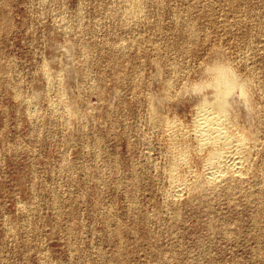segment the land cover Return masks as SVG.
<instances>
[{
	"label": "rangeland",
	"instance_id": "1",
	"mask_svg": "<svg viewBox=\"0 0 264 264\" xmlns=\"http://www.w3.org/2000/svg\"><path fill=\"white\" fill-rule=\"evenodd\" d=\"M137 2L0 0V264H264V0Z\"/></svg>",
	"mask_w": 264,
	"mask_h": 264
},
{
	"label": "bare ground",
	"instance_id": "2",
	"mask_svg": "<svg viewBox=\"0 0 264 264\" xmlns=\"http://www.w3.org/2000/svg\"><path fill=\"white\" fill-rule=\"evenodd\" d=\"M118 1V0H117ZM122 1V0H121ZM141 3V2H140ZM129 5H132V7L136 8L138 5L137 0H130ZM127 4V6H129ZM142 6V5H141ZM133 8V9H134ZM138 11V10H137ZM140 12V11H139ZM127 14V13H126ZM132 14V13H131ZM218 61V60H217ZM229 61V60H228ZM224 63L218 62L214 64V72H215V88H217V92L219 93V97H217L213 102H212V119L213 120H217L218 119V112H220L219 108L221 106H224L227 103V99L228 96L230 94H232L236 89H240L241 93L243 94V96H247V92L249 89V83L248 80H243L245 79L243 77V79L236 76V74L234 73V69L232 70L231 67H229L230 65H228L226 61H224ZM230 62V61H229ZM211 66V65H210ZM207 69V68H206ZM209 71L211 72V70L209 69ZM211 74V73H210ZM213 75V74H211ZM209 77V76H208ZM240 78V79H239ZM247 79V78H246ZM194 82V81H193ZM203 83V82H202ZM208 83V82H207ZM197 84V83H196ZM194 84V85H196ZM214 84V83H213ZM212 84V85H213ZM55 85V84H54ZM193 85V86H194ZM200 85V83H199ZM202 85V84H201ZM205 86V84H204ZM201 86V87H204ZM211 86V85H210ZM209 86V87H210ZM185 87V86H184ZM199 87V86H198ZM195 87V88H198ZM50 88V87H49ZM189 88V87H188ZM192 88V87H191ZM213 88V86H212ZM214 88V89H215ZM194 89V88H193ZM196 90V89H194ZM187 91V90H186ZM62 93L64 94V91H62ZM61 96H64L62 95ZM214 93V92H213ZM216 93V92H215ZM251 93V92H250ZM216 96V95H215ZM248 97V96H247ZM249 100V99H248ZM65 103V102H64ZM228 104V103H227ZM229 105V104H228ZM230 106V105H229ZM58 107V106H57ZM206 109V108H205ZM232 110V109H231ZM66 114V113H65ZM74 114V113H73ZM208 115V114H207ZM222 116V115H221ZM230 116V115H229ZM231 117V116H230ZM224 118V117H223ZM222 118V119H223ZM207 120V119H206ZM205 120V121H206ZM209 120V119H208ZM212 120V121H213ZM220 120L218 119V122ZM208 122V121H207ZM210 122V121H209ZM217 122V121H216ZM214 122V123H216ZM224 122V121H223ZM200 123V122H199ZM206 122H202V124H204L203 128L200 129H206V131L208 130L210 133L214 134L212 136H207L205 139L202 138L203 141H205L206 143H210L211 146L212 144H221L222 147H213L212 149L209 150V152L206 155V162L208 164V166L210 167V172L209 174L206 173V175L208 174L207 179L209 181H214L216 179V177H219V174H217L218 172L222 173V171H225L226 169H229V171H232V174L235 173H241L243 171V168L245 167L246 161H250L248 158L249 155V150H248V141L251 139V134H249L251 131H249V133L247 132H236L233 131L232 129H228L225 128L227 130H221L220 128H216L213 126H209ZM213 124V123H212ZM173 125V124H172ZM227 127V126H226ZM239 127V126H238ZM198 126L196 127V129L198 130ZM241 128V127H240ZM250 128V127H249ZM195 129V131H196ZM204 129V130H205ZM252 129V127H251ZM255 130V128H254ZM194 131V130H193ZM201 131V130H199ZM198 131V132H199ZM206 131L204 132V134L206 133ZM197 132V133H198ZM202 132V133H203ZM201 133V132H200ZM199 134V133H198ZM208 134V132L206 133ZM253 134V132H252ZM200 136V135H199ZM255 134L253 135L254 138ZM194 137V136H193ZM205 137V136H204ZM202 141V142H203ZM174 142V141H173ZM250 142V141H249ZM253 142V141H251ZM198 143V142H197ZM195 144V143H194ZM203 144V143H202ZM249 144H254V143H249ZM207 145V144H206ZM178 146V145H177ZM204 146V144H203ZM201 147V146H200ZM206 147V146H205ZM257 147V146H256ZM233 148V149H232ZM202 150V149H201ZM252 150V148H251ZM232 151H234V153L237 155L236 157L238 158V160H233V162L231 164H228L226 159H228L229 154L232 153ZM198 152V151H197ZM250 156V155H249ZM183 158V157H182ZM248 158V159H247ZM252 159V158H251ZM232 161V159H231ZM230 162V161H228ZM174 163V162H173ZM250 163V162H249ZM251 165V164H250ZM248 164V166H250ZM248 166H246V168H248ZM187 168V167H186ZM208 169V168H207ZM245 172L246 169L244 170ZM226 173V172H224ZM229 173V172H228ZM231 173V172H230ZM246 173H244L245 175ZM196 176V175H195ZM241 176V175H240ZM221 177V176H220ZM199 180H202L199 178ZM217 181V180H216ZM197 182V181H196ZM204 182V181H203ZM179 183V182H178ZM199 183L201 184V181H199ZM214 183V182H212ZM211 183V184H212ZM199 184V185H200ZM215 184V183H214ZM196 185V184H194ZM198 185V184H197ZM203 185V184H202ZM185 187V186H184ZM193 188V186H192ZM197 188V187H196ZM196 191V190H195Z\"/></svg>",
	"mask_w": 264,
	"mask_h": 264
}]
</instances>
